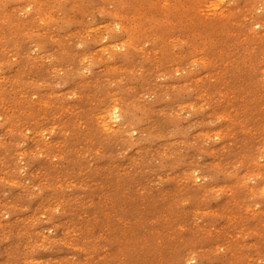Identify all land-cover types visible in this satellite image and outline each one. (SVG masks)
<instances>
[{"label": "rangeland", "instance_id": "rangeland-1", "mask_svg": "<svg viewBox=\"0 0 264 264\" xmlns=\"http://www.w3.org/2000/svg\"><path fill=\"white\" fill-rule=\"evenodd\" d=\"M0 264H264V0H0Z\"/></svg>", "mask_w": 264, "mask_h": 264}]
</instances>
